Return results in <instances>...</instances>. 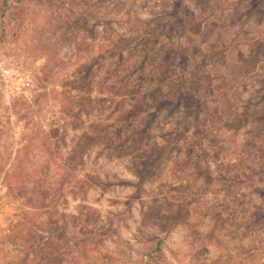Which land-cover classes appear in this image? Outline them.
Segmentation results:
<instances>
[{
  "label": "rangeland",
  "instance_id": "rangeland-1",
  "mask_svg": "<svg viewBox=\"0 0 264 264\" xmlns=\"http://www.w3.org/2000/svg\"><path fill=\"white\" fill-rule=\"evenodd\" d=\"M0 264H264V0H0Z\"/></svg>",
  "mask_w": 264,
  "mask_h": 264
},
{
  "label": "built area",
  "instance_id": "built-area-1",
  "mask_svg": "<svg viewBox=\"0 0 264 264\" xmlns=\"http://www.w3.org/2000/svg\"><path fill=\"white\" fill-rule=\"evenodd\" d=\"M27 84H29V83H27Z\"/></svg>",
  "mask_w": 264,
  "mask_h": 264
}]
</instances>
